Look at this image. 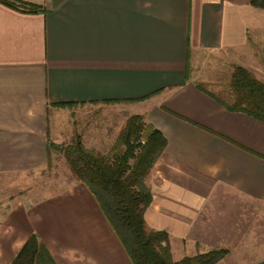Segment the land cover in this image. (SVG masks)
Returning <instances> with one entry per match:
<instances>
[{
	"label": "crops",
	"instance_id": "0c3cea01",
	"mask_svg": "<svg viewBox=\"0 0 264 264\" xmlns=\"http://www.w3.org/2000/svg\"><path fill=\"white\" fill-rule=\"evenodd\" d=\"M32 1L45 9L0 1L4 183L48 166V137L67 142L51 125L59 111L116 103L167 137L146 179L145 218L168 231L173 258L227 247L215 264L264 259V120L229 109L198 70L210 52L264 80V8L252 0ZM23 186L20 195L17 177L0 188V264H11L32 233L57 264H134L84 182Z\"/></svg>",
	"mask_w": 264,
	"mask_h": 264
},
{
	"label": "trees",
	"instance_id": "16d2710c",
	"mask_svg": "<svg viewBox=\"0 0 264 264\" xmlns=\"http://www.w3.org/2000/svg\"><path fill=\"white\" fill-rule=\"evenodd\" d=\"M0 1L27 11L45 9L32 0ZM252 3L264 8V0ZM209 93L231 110L264 120V80L246 66H234L227 96ZM166 145L167 137L161 129L143 113H132L109 152L86 146L81 132L61 143L48 137V163L53 149L64 155L75 178L84 182L99 201L134 264H215L227 255L229 248L213 247L175 260L168 231L151 228L147 223L145 210L153 194L146 179ZM11 264L57 263L45 243L32 233ZM254 264H264V259Z\"/></svg>",
	"mask_w": 264,
	"mask_h": 264
},
{
	"label": "rangeland",
	"instance_id": "374dc122",
	"mask_svg": "<svg viewBox=\"0 0 264 264\" xmlns=\"http://www.w3.org/2000/svg\"><path fill=\"white\" fill-rule=\"evenodd\" d=\"M232 64L234 63L230 59L222 58L220 55L210 52L205 53L198 70L203 73L204 77H208L211 82L204 81V85L212 89L214 93L227 96L230 78L234 68ZM78 107L76 111L73 112L69 109V111H71L70 113L66 110L59 111V115L56 114V117H52L51 125L54 124L55 127L59 126L60 128L65 129L64 136L67 137V139H64H66V141L71 140L75 132H81L87 146L90 147L92 145L103 152L105 149V147H102L103 145H107L110 141L111 144L114 145L120 130L130 115L129 111L122 109V105L116 103L114 105H104L103 107L94 105ZM23 173L22 175L18 174L15 177L10 176L9 178H6V180L9 181L5 183V179L0 177V188L3 190V186L7 187L9 184L15 183L18 177L19 182L20 180L22 182L20 190V195H22L26 190L23 186V182H26V185H35L40 182H45L49 185H53L55 188H59L64 186L66 180L75 178L66 158L57 149L52 150L50 164H48L42 172L35 171L27 175ZM239 248L240 249L237 251H239L240 254L243 253L244 248ZM224 257L218 262L224 259ZM245 262L247 263L248 260H245Z\"/></svg>",
	"mask_w": 264,
	"mask_h": 264
}]
</instances>
